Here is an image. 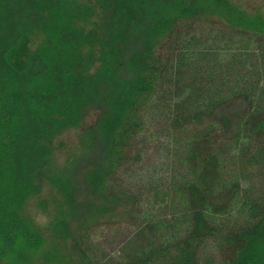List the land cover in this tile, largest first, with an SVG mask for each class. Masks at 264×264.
<instances>
[{
	"label": "trees",
	"instance_id": "trees-1",
	"mask_svg": "<svg viewBox=\"0 0 264 264\" xmlns=\"http://www.w3.org/2000/svg\"><path fill=\"white\" fill-rule=\"evenodd\" d=\"M0 264H264V13L0 0Z\"/></svg>",
	"mask_w": 264,
	"mask_h": 264
},
{
	"label": "rangeland",
	"instance_id": "rangeland-1",
	"mask_svg": "<svg viewBox=\"0 0 264 264\" xmlns=\"http://www.w3.org/2000/svg\"><path fill=\"white\" fill-rule=\"evenodd\" d=\"M231 3L243 8L244 10L254 13L261 12L264 13V3L263 0H229ZM94 17H91L89 21L81 23L85 29H88L92 26V21ZM41 41V35L37 32L30 33L27 37V46L29 48L36 47ZM240 108V105L237 102H232L224 107L221 112L223 114H229L231 120L234 123L235 115ZM90 119V118H89ZM59 146H56L51 153V163L55 170L61 169L69 157V153L74 152L75 145L77 142V133L76 129H68L64 131L58 138ZM46 187L45 185L42 188L44 193ZM22 215L32 224L34 227H38L42 224L44 216L41 214L38 205V195H34L28 198L22 206Z\"/></svg>",
	"mask_w": 264,
	"mask_h": 264
}]
</instances>
